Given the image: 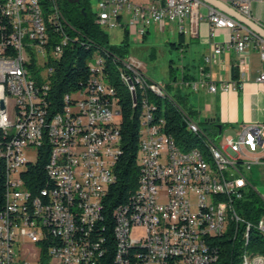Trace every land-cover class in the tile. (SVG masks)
Masks as SVG:
<instances>
[{
	"label": "built area",
	"instance_id": "1",
	"mask_svg": "<svg viewBox=\"0 0 264 264\" xmlns=\"http://www.w3.org/2000/svg\"><path fill=\"white\" fill-rule=\"evenodd\" d=\"M222 1L253 18V3L262 0ZM201 5L207 8L205 13ZM97 8L96 21L102 28L119 25L127 10L142 30L165 20L191 18L194 23L208 20L211 35L217 28L230 31L228 42L204 56L202 75L172 80L170 85L176 89L194 92L207 87L217 92L235 87V81H211L205 68L213 56L231 46L238 54L255 47L264 60V38L259 33L202 0H157L149 5L97 0ZM6 16L18 22L15 36H7ZM46 25L56 27L57 53L47 52ZM69 28L60 0L0 1V101L4 104V109L0 107V158L9 190L3 204L6 217H0V264H31L29 259L35 264H79V255L99 264L109 247L116 264V255L132 243L146 244V251L135 252L125 264H212L219 253L214 238L230 225L234 234L243 228L244 240L252 227L264 236V214L253 224L236 210L250 184L245 170L253 163H264V123H245L236 137L216 140L185 111L190 132L204 134L222 162L219 177L229 185V212H222L210 172H203L202 158L193 149H187V154L175 152L176 139L168 136L165 118L156 115L158 106L150 98L172 97L129 56H116V68L126 70L135 89L142 91L134 192L141 193V200L134 201L132 208L125 204L115 208L109 233L104 199L116 180L115 164L122 152L121 109L116 86L103 75L104 58L97 53L96 61L89 63L95 78L82 90L65 92L60 104L55 103L48 81L54 62L70 41ZM247 74L245 66L238 68L242 80ZM255 81L264 85V72ZM40 160L45 162V184L30 188V174L23 176ZM71 198L80 199L86 223L75 219ZM137 225L144 233L133 238ZM75 228H83V235H75ZM242 253L240 264H264L263 254Z\"/></svg>",
	"mask_w": 264,
	"mask_h": 264
},
{
	"label": "trees",
	"instance_id": "2",
	"mask_svg": "<svg viewBox=\"0 0 264 264\" xmlns=\"http://www.w3.org/2000/svg\"><path fill=\"white\" fill-rule=\"evenodd\" d=\"M60 2L68 26H71L72 29L69 28L70 41L65 45L60 59L54 62L53 73L48 81L55 103L60 104V98L65 92L82 90L95 78V73L91 72L89 66L95 52L100 53L104 58L103 75L109 78L110 83L115 85L117 89L116 97L121 109L122 152L115 164L116 180L108 188L103 210L105 225L109 227L110 233L115 224V208L124 204L132 208L134 205L131 197L135 192L139 173L137 153L141 126L139 101L142 91L140 89L136 90L138 102L134 106L130 92L119 77L116 65L112 63V57L114 56H118L121 59L129 56V42L126 39L120 43L110 41L107 32L96 21V12H92L89 9L88 0H81L80 2L60 0ZM3 22L9 28L7 29V36H13L10 20L6 17V21ZM55 41L51 42L54 43ZM235 77H238L237 72ZM167 85L169 87L170 84ZM178 97L182 98L180 95ZM150 98L158 106L156 115L165 118V130L176 138L177 144L186 147L194 146L201 141L199 135L189 133L187 128L182 126V109L174 98L162 100L152 95ZM205 122L210 125L202 127L200 124ZM205 122L198 124L205 131L208 130L206 128H209L211 132L214 131L213 133L217 135L218 131L215 123ZM181 141L184 142L183 145ZM44 163V160H40L32 165V168L28 169V173L27 171L25 172L24 179L27 174H30V180L27 183L30 188L45 184ZM5 182V168L0 158V208L3 207L5 199ZM236 210L243 218L256 224L264 214V200L255 190L248 189L243 199L236 203ZM106 234H108L107 231ZM242 235V227L234 234V227L230 225L226 232L221 236L215 237L214 243L218 246L219 253L218 259L212 264H240L244 250H248L253 254L260 253L264 255V236L256 227L251 228L247 240H244ZM137 248H127L129 249L127 251L128 256H134L133 252L141 254L145 252L143 248H140V250ZM113 255L112 247H109V250L100 259L99 264H113Z\"/></svg>",
	"mask_w": 264,
	"mask_h": 264
},
{
	"label": "crops",
	"instance_id": "3",
	"mask_svg": "<svg viewBox=\"0 0 264 264\" xmlns=\"http://www.w3.org/2000/svg\"><path fill=\"white\" fill-rule=\"evenodd\" d=\"M131 1L149 5L157 0ZM199 9L203 13L207 11L206 6L203 5ZM252 16L264 25V0L253 3ZM193 21L191 18L174 22L165 20L142 30L140 26H135L130 12L123 10L120 23L116 27L122 29L123 37L120 42L125 39L129 42L130 36L139 38L142 35L145 39L152 31L160 34L163 45L181 52L183 70L180 77L197 79L202 75L201 66L204 64V56L211 53L216 46L228 42L231 35L225 28H217L214 35H211L208 20H198L196 23ZM170 61L171 72L173 61ZM243 66L246 67L248 74L242 80L240 77H235V74L236 72L238 74V68ZM205 68L211 81L237 83L235 87L226 91L211 92L207 87L194 91L195 95L190 99L192 103L188 113L195 121L213 122L218 131L216 136L233 137H236L245 123H264V85L255 81L258 74L264 72V60L261 59L257 48L249 46L238 54L231 46L224 49L220 55L213 56ZM217 124L222 125L220 134ZM200 125L203 127L210 124L205 122ZM245 174L250 183L247 188L255 190L264 200V163H253L245 170Z\"/></svg>",
	"mask_w": 264,
	"mask_h": 264
},
{
	"label": "rangeland",
	"instance_id": "4",
	"mask_svg": "<svg viewBox=\"0 0 264 264\" xmlns=\"http://www.w3.org/2000/svg\"><path fill=\"white\" fill-rule=\"evenodd\" d=\"M89 1V9L92 12H97V0H88ZM107 34L109 35L110 41L113 43H118L122 40L123 34L122 29L119 28H103ZM96 53L100 55L98 52H95L92 61H96ZM129 59L131 61H135L140 64L143 73L153 82L157 83L161 87L165 88L169 93V96L174 98L175 102L179 104V107L184 111L188 112L191 107L192 101L190 100L192 96L195 95L194 92L190 91L186 88L176 89L170 84L174 77L180 78L183 70V63L180 57L181 52L176 49H170L168 46L163 45L161 41V35L158 33L150 32L147 38H143L142 35L139 38H135L134 36H130L129 38ZM102 56V55H101ZM103 57V56H102ZM172 63V70L170 72V63ZM170 74H172L170 76ZM172 80H169L171 79ZM180 95L182 98H179ZM11 109V104L9 105ZM192 117V116H191ZM192 119H194L192 117ZM195 120V119H194ZM204 127V126H203ZM207 133L212 137L216 138V140H221L223 136L215 137L209 128H206ZM201 142L196 143L195 145L201 146ZM181 149L182 146H180ZM144 233L143 227L141 225H137L132 230L133 238H138L140 235ZM27 243V241H26ZM25 251V250H24ZM31 264H35L36 261L34 259H29Z\"/></svg>",
	"mask_w": 264,
	"mask_h": 264
},
{
	"label": "bare ground",
	"instance_id": "5",
	"mask_svg": "<svg viewBox=\"0 0 264 264\" xmlns=\"http://www.w3.org/2000/svg\"><path fill=\"white\" fill-rule=\"evenodd\" d=\"M6 17L10 20L12 30H13V36H15L16 31H18V22H15L14 16H6ZM251 19L255 21L254 18H251ZM46 33H47V52L57 53V44L55 41L56 39L52 40L56 38L55 25H46ZM51 41H55V42L53 43ZM105 53L107 54L106 51ZM91 61H92V58H91ZM112 63L118 66V58H116V56L112 57ZM117 71H118L119 77L123 80L128 91L130 92L132 96L133 105L136 106L137 105L136 89H135L134 83H132V81H129L128 75H126V70H117ZM139 106L141 110L140 112V116H141L142 102L139 103ZM181 112H182L183 122H185L186 112L183 109ZM185 127L187 128V131H189L190 133V127L188 125H186ZM140 133H142V125L140 126ZM194 134L199 135L201 137V141H200L202 143L201 146H197V145L186 146V147H182L183 149H181L180 145L177 144L175 145V152H178V154H187V149H193L196 151L197 155H200V158H202L203 172H210V181H212V191H213V194L217 195V201H220V211L229 212V185L224 184V177H219V174H222V162L217 157H215L214 148L212 147V144L209 143L208 139H204V134L202 133H194ZM168 136H171V139H176L171 133H168ZM183 143L184 142H182V145ZM4 195H5L4 196L5 199H9L8 185H6V190H5ZM131 198L133 201H139L141 200V193H134ZM71 206L75 207V219L78 220V223H86V211H84L83 207H80V199L71 198ZM0 217H6V205H3V207L0 208ZM249 231L250 230H246L245 240H247L249 236ZM75 235H83V228H75ZM136 247H138L139 250L140 248H143L146 251V244L132 243V244L125 245V248L122 249L121 251V255H116V264H125V259H128L129 257L128 252H127L129 249L127 248L133 249ZM133 254H135V252H133ZM242 260H243V254H242ZM79 264H91V259L88 258L87 255H79Z\"/></svg>",
	"mask_w": 264,
	"mask_h": 264
},
{
	"label": "water",
	"instance_id": "6",
	"mask_svg": "<svg viewBox=\"0 0 264 264\" xmlns=\"http://www.w3.org/2000/svg\"><path fill=\"white\" fill-rule=\"evenodd\" d=\"M77 1V0H74ZM209 5L217 8L218 10L223 11L224 13L230 15L237 21L241 22L242 24L246 25L250 29L254 30L255 32L259 33L264 38V26L262 24L254 21L253 19L241 14L239 11H237L235 8L231 7L227 3H225L222 0H202ZM0 107L1 109H4V104L2 101H0ZM182 126L185 127V122L182 123ZM217 127L219 129V134L221 133L222 125L217 124Z\"/></svg>",
	"mask_w": 264,
	"mask_h": 264
},
{
	"label": "flooded vegetation",
	"instance_id": "7",
	"mask_svg": "<svg viewBox=\"0 0 264 264\" xmlns=\"http://www.w3.org/2000/svg\"><path fill=\"white\" fill-rule=\"evenodd\" d=\"M73 2H80L81 0H77V1H74V0H72Z\"/></svg>",
	"mask_w": 264,
	"mask_h": 264
}]
</instances>
